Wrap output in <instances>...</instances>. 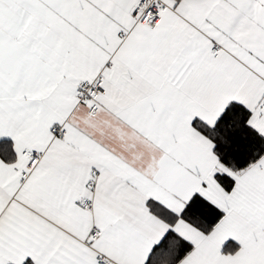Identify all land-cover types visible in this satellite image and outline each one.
I'll list each match as a JSON object with an SVG mask.
<instances>
[{"label":"snow or ice","instance_id":"snow-or-ice-1","mask_svg":"<svg viewBox=\"0 0 264 264\" xmlns=\"http://www.w3.org/2000/svg\"><path fill=\"white\" fill-rule=\"evenodd\" d=\"M0 264H264V0H0Z\"/></svg>","mask_w":264,"mask_h":264}]
</instances>
